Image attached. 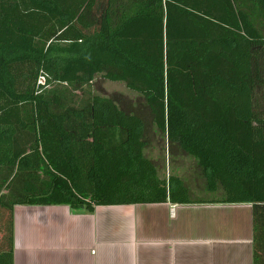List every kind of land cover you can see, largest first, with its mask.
I'll return each instance as SVG.
<instances>
[{
	"label": "trees",
	"instance_id": "16d2710c",
	"mask_svg": "<svg viewBox=\"0 0 264 264\" xmlns=\"http://www.w3.org/2000/svg\"><path fill=\"white\" fill-rule=\"evenodd\" d=\"M246 1L264 23V0ZM261 47L242 0H0V169L16 170L7 193L0 184V264H15L18 204L217 201L253 205L254 264H264ZM98 74L142 94L151 119L95 95ZM54 83L62 91L44 90ZM65 91L88 101L66 104ZM149 120L222 198L161 177Z\"/></svg>",
	"mask_w": 264,
	"mask_h": 264
},
{
	"label": "crops",
	"instance_id": "0c3cea01",
	"mask_svg": "<svg viewBox=\"0 0 264 264\" xmlns=\"http://www.w3.org/2000/svg\"><path fill=\"white\" fill-rule=\"evenodd\" d=\"M15 264H254L251 203L15 206Z\"/></svg>",
	"mask_w": 264,
	"mask_h": 264
},
{
	"label": "rangeland",
	"instance_id": "374dc122",
	"mask_svg": "<svg viewBox=\"0 0 264 264\" xmlns=\"http://www.w3.org/2000/svg\"><path fill=\"white\" fill-rule=\"evenodd\" d=\"M242 2L247 7L248 11H250L259 28L264 30V23L257 18L255 11L251 10L253 5H250L246 0H242ZM256 61H258L260 67H262L260 68V75L261 79H264V47L257 50ZM46 79L47 78L41 77L42 83H44ZM61 88V85L54 83L49 86L47 85L44 90L62 91L60 90ZM93 93L95 95L112 98L127 112L140 113L151 119V116L148 115L150 112L146 106V98L142 94L129 89L124 82L108 80L105 79L102 74H98L94 80ZM64 95L67 100L66 104H71V102L74 103L76 100L77 102H81L82 100L83 102L88 101V98L82 92L72 94L71 92L65 91ZM255 105L257 111L264 113V80L260 81L259 85L256 87ZM149 121L147 138L150 139V145L147 149V154L157 162L161 177L168 179L170 175L179 176L191 189L192 195L196 199L222 198V188L216 192H210L207 189L203 169L199 166L198 162L176 146L170 151L169 143L160 139L161 136L153 131L152 120ZM15 173V169L11 170L10 173L6 169H0V184L4 186L3 191L5 193L9 191L11 178ZM18 183H20V181ZM14 187L18 186L14 185Z\"/></svg>",
	"mask_w": 264,
	"mask_h": 264
},
{
	"label": "built area",
	"instance_id": "2783aa9c",
	"mask_svg": "<svg viewBox=\"0 0 264 264\" xmlns=\"http://www.w3.org/2000/svg\"><path fill=\"white\" fill-rule=\"evenodd\" d=\"M40 82L42 83V80Z\"/></svg>",
	"mask_w": 264,
	"mask_h": 264
}]
</instances>
